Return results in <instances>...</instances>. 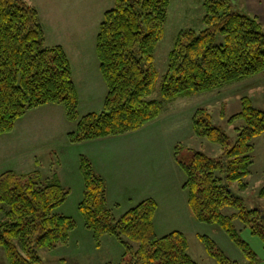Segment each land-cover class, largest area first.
I'll use <instances>...</instances> for the list:
<instances>
[{"label":"trees","instance_id":"16d2710c","mask_svg":"<svg viewBox=\"0 0 264 264\" xmlns=\"http://www.w3.org/2000/svg\"><path fill=\"white\" fill-rule=\"evenodd\" d=\"M103 12L95 38L99 70L106 84L103 109L78 113V94L69 58L60 44L46 45L38 9L27 0H0V135L12 130L28 110L59 104L75 129L71 143L135 131L156 119L160 102L149 98L158 73L154 50L161 40L170 0H113ZM205 28L180 30L168 53L162 75L163 100L210 91L264 71V25L255 14L236 7L235 0H202ZM236 127L234 142L216 127L204 107L192 116L198 137L219 144L210 157L195 152L189 163L178 160L183 189L195 220L217 226L244 252L248 261L230 259L207 235H199L218 264H257V255L240 238L235 221L264 239V208L248 209L230 188L246 189L253 162L254 136L264 133V111L241 98V110L229 118ZM83 177L78 210L98 245L104 235L125 247L124 259L108 264H197L187 251L183 232L156 236L155 199L148 197L115 215L108 204L106 183L91 161L80 155ZM57 177L37 171L0 174V245L10 264H41L38 250H52L67 241L75 221L56 209L68 195ZM264 198V181L258 192ZM235 211L225 214L223 209Z\"/></svg>","mask_w":264,"mask_h":264},{"label":"rangeland","instance_id":"374dc122","mask_svg":"<svg viewBox=\"0 0 264 264\" xmlns=\"http://www.w3.org/2000/svg\"><path fill=\"white\" fill-rule=\"evenodd\" d=\"M250 1L251 7L256 8V2ZM38 2L40 10L48 16L47 19L52 24L48 32V42L56 41L57 36L62 38V45L64 44L71 56L69 58L72 59L73 77L79 92V115L92 111L100 112L107 91L105 81L101 76H93L95 70L90 62L87 66V79H81L78 59L92 60L93 57L98 63L94 54L97 22L101 20L103 12L113 6V0ZM235 3L240 11H249L250 5L246 0H235ZM72 4L74 8H78V11H74L77 15L75 18L72 14L68 17L66 12ZM259 5L258 8L264 5L263 1ZM66 15L73 23L70 28L68 22L64 21L68 20ZM203 15L202 0H170L163 36L154 50L158 78L149 95V98L161 103L160 113L140 130L117 140L108 138L100 140V143L95 141L96 143L71 144L65 135L66 125L70 122L60 117L58 108H47L48 110L29 112L17 121L15 129L12 128L8 134L0 136V172L6 168L9 169L7 171L15 172L37 171L42 178L57 177L69 192L56 211L70 216L75 221V227L65 243L52 250H38L41 264H108L127 257L124 255L125 247L122 243L110 235H104L100 243L95 245L93 235L84 226L78 210L84 183L79 169V158L80 154L86 156V152L92 153L94 145L101 153L98 160L100 165L97 162L96 166L103 172L110 197L120 205L113 207L115 215L125 212L130 206L148 196L147 194H153L159 206L153 226L156 236H163L173 230L181 231L187 239V251L197 264H218L207 252L199 237L205 234L230 259L247 263L244 252L224 231L217 226L191 218L186 203L187 194L182 188L185 175L178 160L189 163L197 151L214 158L222 152L219 144L193 133L192 116L199 107H204L210 114L212 123L225 131L231 143L234 142L236 127L243 125V120L237 118L230 122L229 118L241 110L243 96L250 100L252 106L264 111V79L248 77L210 91L172 100H163L160 94V83L167 69L168 53L178 32L188 28L196 31L204 29ZM58 41L62 42L59 39ZM84 83L89 84V90ZM58 107L63 110L61 106ZM33 123L35 125H32ZM252 141L253 162L250 173L245 177L247 188L239 189L236 182L230 184L231 190L242 199L248 209L264 208V198L258 195L264 181V133L254 136ZM17 146L23 149V153L16 152ZM100 146H104L105 153H110L107 154L109 157L100 151ZM33 151H36V156H33ZM234 211L231 207L223 209L225 214ZM235 225L240 238L256 253L257 264H264V239L252 234L250 229L238 220ZM0 264H10L1 245Z\"/></svg>","mask_w":264,"mask_h":264},{"label":"crops","instance_id":"0c3cea01","mask_svg":"<svg viewBox=\"0 0 264 264\" xmlns=\"http://www.w3.org/2000/svg\"><path fill=\"white\" fill-rule=\"evenodd\" d=\"M30 4H32V5H34L37 9H38V12H39V17H40V21H41V24H42V27H43V31H44V41H45V43H46V45H55V44H60V45H62V43H64V40H62V38H60V37H56L57 38V40L55 41H52V42H48V32L50 31L49 30V28L51 27V25L52 24H50V22L48 21V16L45 14V13H42V11L40 10V4H39V2H38V0H27ZM67 1H72V2H76V1H79V0H67ZM261 1H263V3H264V0H254V2H256V8H253V7H251V5H250V0H246V2H247V4H249L250 5V8L248 9L249 11H244V10H242V12H245V13H251V14H255V15H257L258 17H259V19H260V21L262 22V24L264 25V5H262L260 8H258V5H259V3L261 4ZM260 6V5H259ZM74 11H78V8H74V6H73V4L72 5H70V6H68V8H67V11L66 12H68L67 13V15H68V17H70L71 16V14H72V17L73 18H75L77 15H76V13L74 12ZM67 15H66V18L68 19V20H64V21H67L68 22V27L70 28L71 27V25H73V23L69 20V18L67 17ZM103 15V14H102ZM102 19V18H101ZM101 21V20H100ZM100 21L99 22H97L98 23V26H99V23H100ZM97 31H98V27H97ZM96 38V37H95ZM58 39L60 40V41H62V42H59L58 41ZM63 46V48H64V50L66 51V54H67V56H68V58L69 57H71L69 54H68V52H67V50H66V48H65V46H64V44L62 45ZM94 54H95V57H96V52H95V44H94ZM76 58V57H75ZM96 59H97V57H96ZM71 60V61H70ZM80 62H79V68H78V71H79V75L81 76V79H87V74H88V70H87V66H88V63L90 62V64L94 67V70H95V73L93 74V76H95V77H98V78H100L99 76H101V78H102V75H101V73H100V70H99V62H98V59H97V62L98 63H96L95 62V60L93 59V57H92V60H88V59H78ZM69 61H70V66H71V72H72V79H73V81H74V84H75V80H74V77H73V65L71 64L72 63V59L71 58H69ZM99 74V75H98ZM97 78V79H98ZM246 78H248V77H246ZM249 78H259V79H264V71H262V72H260V73H257V74H254V75H252V76H249ZM244 79V78H243ZM240 81V80H239ZM84 86H86L87 87V89L89 90V84L88 83H84ZM75 87H76V90H77V86H76V84H75ZM77 93H79L78 92V90H77ZM79 100V99H78ZM55 106V107H54ZM58 106H61V105H59V104H44V105H41V106H38V107H35V108H32V109H30V110H28L22 117H20V118H18L17 120H16V122H15V124H14V127H13V129H15V126H16V124H17V121L18 120H20L21 118H23V117H25V116H27V114L29 113V112H31V111H33V110H48L47 108H58V114L60 115V117H62V118H64L65 120H67V121H69L70 123L68 124V125H66V128H65V135H66V138H67V133L68 132H70V131H72V130H74L75 129V125H71L72 123H74L75 124V122H73V121H70V120H68L67 119V117H66V115H65V111H64V108H63V110L60 108V107H58ZM35 112V111H34ZM153 121V120H152ZM147 124V123H146ZM32 125H35V123H33ZM141 128H143V127H141ZM140 128V129H141ZM12 129V130H13ZM140 129H138V130H140ZM138 130H135V131H131V132H136V131H138ZM10 132V131H9ZM9 132H7V134L9 133ZM131 132H127V133H124V134H120V135H114V136H107V137H101V138H96V139H91V140H86V141H82V142H78V143H89V142H92V143H96L95 141H97L98 143H100V140H102V139H108V138H111L112 140H117V139H119V138H123L124 136H127L129 133H131ZM4 134H6V133H4ZM1 135H3V134H1ZM0 135V136H1ZM77 143V144H78ZM71 144H76V143H71ZM105 146V145H104ZM104 146H100V151L102 152V153H104V154H110V153H105L104 152V150H103V147ZM96 147V145H94L93 146V148H92V153L91 152H86L87 153V157L89 158V160L91 161V164H92V166H93V168H94V170H95V172L97 173V174H99L101 177H103V172L96 166V164H97V162L99 163V165H100V161H98L99 159H100V152H99V150H98V148H95ZM15 150H16V152H19L20 154L21 153H23V149L21 148V147H19V146H17V147H15ZM37 151V150H36ZM36 151L33 153V156H36ZM1 154V153H0ZM79 155V154H78ZM80 155H82V154H80ZM85 155V154H84ZM108 156V155H107ZM109 157V156H108ZM106 158V157H105ZM33 160V159H32ZM34 161V160H33ZM7 170H9V169H4V170H2L0 173H3L4 171H7ZM16 172H19V171H16ZM184 182V181H183ZM183 185V184H182ZM65 187V186H64ZM183 188V187H182ZM148 196H146V197H144V199L145 198H148V197H152L153 199H155V201L157 202V199L155 198V196H153V194H147ZM106 197H107V202H108V204L109 205H111L112 207H120V205H119V203L118 202H116V201H114L113 200V198H111L110 197V192H109V189H108V187H106ZM132 203H133V201L132 202H130V205H132ZM186 203H187V199H186ZM188 205V204H187ZM131 207V206H130ZM158 208H159V206H158V202H157V208H156V211H155V213H154V216H153V226H154V217H155V214H156V212H157V210H158ZM188 208H189V206H188ZM190 210V209H189ZM190 214H191V211H190ZM120 215V214H119ZM191 216H192V214H191ZM191 218H194L193 216L191 217Z\"/></svg>","mask_w":264,"mask_h":264}]
</instances>
